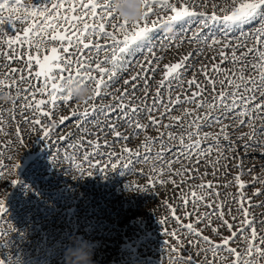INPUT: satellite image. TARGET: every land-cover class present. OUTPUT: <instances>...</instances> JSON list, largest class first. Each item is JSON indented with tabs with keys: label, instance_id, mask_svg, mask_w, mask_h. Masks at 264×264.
<instances>
[{
	"label": "snow or ice",
	"instance_id": "6c2138e0",
	"mask_svg": "<svg viewBox=\"0 0 264 264\" xmlns=\"http://www.w3.org/2000/svg\"><path fill=\"white\" fill-rule=\"evenodd\" d=\"M144 3L143 18L130 21L120 16L115 0H42L40 3L30 4L23 3V0H14V2L0 0V56L10 63L21 61L24 65L22 68L10 67L7 72L0 74V90L8 89V95H14L16 98L27 93L23 95L25 102L20 107L32 111L31 123L39 126L45 138L50 137L56 127L63 126L70 118L75 120L76 126L82 133L92 135L84 126L91 120L97 128L96 138L87 140L85 135H81L73 141L71 132L58 137L62 142L71 141L67 143L64 157L72 162L81 174L87 171L83 167L85 163L90 168L99 169L106 174L107 169L99 167L100 160H95L93 163L96 156H107L109 161L115 160L111 163L112 169H117L118 165L121 168H130L134 161L146 163L154 159L161 161L163 166L152 167L151 171L156 179L149 178L147 185L154 187L157 181L160 184L171 182L175 185L173 175H183L184 171L190 169L172 168V164L179 159V153L176 160L164 159L168 151L164 141L165 135L168 140L178 141L179 148L184 150L188 160L192 159L193 154L203 157L213 150L217 152L219 159L222 155V141L226 142L229 148L234 145V141L229 139V128L242 127L246 123L251 124L257 118L264 119V0H227V6H225V0L220 3L216 0L211 2L201 0L200 4H197V0H144ZM209 8L211 11L208 10ZM17 21L26 26L22 30H17L14 35L4 32L5 22H10L15 29ZM254 22L255 26H253ZM161 32L164 39L168 41L169 50L173 45L180 47L185 41L198 45L197 51L202 54L205 48L215 49L219 46L220 57L230 59L233 64H239V69L233 71L224 69L216 63L211 64L212 70L218 75L228 73L217 82L210 76L207 67L202 64L201 72L214 93L211 96H205L207 89L201 86L196 76L181 82V75L193 52L189 51L176 61L163 64L161 79L156 82L153 103L151 106L145 103L144 109L148 112L147 120L150 124L164 128L179 127L181 132H161L153 137L146 131L149 125L137 118L140 106L131 102L127 86L131 83V91L134 94L138 87L136 81L142 80L145 92L148 91L147 73L156 70L152 67L153 64H157L159 68L160 65L157 62L163 59L162 56H156L154 42L156 34ZM188 32H191L190 36L187 35ZM237 32L239 36H235ZM163 46L162 44L161 47ZM238 49H243L239 55ZM138 56H142L143 59L138 60ZM249 56L253 58V61L246 63V58ZM134 60L139 71L129 75L128 79H124L122 88L108 91L114 82L120 80L122 73L128 72L133 67ZM246 69H249L252 74L245 75ZM26 81L27 86L21 88L20 85ZM173 81L186 83L191 94L173 93ZM217 83L220 85L219 91H217ZM73 84L91 85L92 96L84 104L76 103L70 115H60L58 119H53L59 105L70 104L74 100L70 87ZM12 89H15L14 93ZM162 89L167 94L169 104L175 106L191 103L195 107H185L182 116H169L175 124H163V118L165 114L170 113V108L165 105L164 111L159 113V119L152 114L153 109L159 111L163 103ZM114 92L119 95H115ZM104 96H112L113 103H97ZM146 99L147 96H145ZM11 102L13 108L8 111L15 118V100ZM200 109L204 111L201 113ZM3 111L0 109V131H3ZM100 115H103L105 119L100 120L98 118ZM113 116L117 121L123 119L124 122L131 123L137 132L143 131L145 139L142 144L133 149L125 143L120 151L116 152L112 150L107 139L101 142L99 136V133L103 131L101 125L112 132L114 139L127 141L130 138L129 135H124L117 130V124L111 121ZM37 117L47 118L49 123L45 124ZM229 119L238 121V125L224 123ZM24 120L28 122L29 117L25 116ZM213 126H218L219 131H202L205 127ZM32 130L34 131L35 127ZM16 134L23 142L19 126L16 128ZM252 134V131L240 134V139L245 140L243 145L245 149L252 143L245 137ZM209 139L211 142L206 148L202 147ZM157 143L160 147L153 157L151 149ZM86 144L88 148L85 147ZM104 147L109 148V151H101ZM140 147L144 148L147 155L140 153ZM68 148L73 149V152L69 153ZM232 150L235 149L232 148ZM78 153H82V160L77 159ZM6 167L7 165L0 164V170ZM18 167L19 165H13L14 169ZM238 167L242 168L243 165ZM139 171L142 172V169ZM166 172L173 175L164 178ZM87 174L92 175V172L88 171ZM255 181L261 187L255 189L254 195L264 196V178L257 176ZM234 182L238 186V195L234 197L238 208L237 216H232L231 220L235 223L225 218L223 202L217 205L214 212H204L188 223H183L176 209L168 204L171 215L180 228L189 236L195 237V240L190 243H195L200 253L204 254L203 261H194L189 256L186 264H216L217 260L227 261L228 257L221 255V252H227L234 257L230 264H260L257 258H264V236L258 233L256 220L249 211L252 206V197L244 191L247 186L246 181L241 178V174H237ZM12 183L15 184L17 181L13 180ZM127 186L133 185L127 184ZM136 187L144 186L136 185ZM194 187L211 189L212 181L202 182ZM218 194V192L212 193L206 190L203 195H200L193 189L191 191L193 211H198L196 205L202 202L206 207L211 208L212 201H206L205 198ZM181 199L186 208L189 203L188 197L182 193ZM6 213V202L0 199V220ZM213 214L216 215L220 224L213 223ZM182 215L190 217L192 213L185 210ZM241 215L243 219H239ZM164 222L166 223V219ZM197 224H203L204 228H211L212 233L220 236V239L216 240L204 235L203 229L196 227ZM221 228H226L231 234L223 235ZM2 234L3 231L0 230V235ZM166 234L174 237L177 242V244L169 243V249L177 253L174 259L185 260V257L180 255L181 248L177 246L184 243L178 230H166ZM237 238L246 242V247L242 251L231 246ZM209 254L212 257L211 261L208 259ZM0 264H6V262L0 259Z\"/></svg>",
	"mask_w": 264,
	"mask_h": 264
},
{
	"label": "rangeland",
	"instance_id": "374dc122",
	"mask_svg": "<svg viewBox=\"0 0 264 264\" xmlns=\"http://www.w3.org/2000/svg\"><path fill=\"white\" fill-rule=\"evenodd\" d=\"M33 2L40 3L42 0H23L25 4ZM216 2L220 3L222 0H216ZM200 3L201 0H197V4ZM208 10L211 11L210 8ZM25 26L17 21L16 28L13 29L10 22H5L3 29L4 32L14 35L17 30H22ZM253 26H255V22ZM245 30L247 31V28ZM187 35L190 36L191 32H188ZM235 36H239V33L237 32ZM154 42L156 56H162L163 59L157 62L160 65L159 68H157V64H153L152 67L156 70L147 73L149 77L148 91L145 92L142 80L136 81L138 87L134 94L131 91V83L127 87L131 102L140 106L137 118L142 123L148 124L147 133L156 137L161 132H181L179 127L164 128L150 124L147 120L148 112L144 109L145 103L149 106L153 103L156 82L161 79L163 64L174 62L189 51L193 52L194 54L183 70L181 82L196 76L201 86L207 89L204 93L205 96H211L214 93L201 72L202 64L207 67L210 76L214 77L217 82L228 73L218 75L212 70L211 64L216 63L224 69L233 71H238L239 64H233L230 59L220 57L219 46L215 49L205 48L202 54L197 51L198 45L185 41L180 47L173 45L169 50L168 41L164 39L162 32L156 34ZM162 44L163 47H161ZM242 51L243 49H238L237 54L239 55ZM228 56L230 57V51ZM137 59L142 60L143 57L138 56ZM252 61L251 56L246 58V63ZM10 67L22 68L24 65L21 61L5 64L0 59V74L7 72ZM136 71H139V68L134 60L133 67L128 72L122 73L120 80L114 82L108 91L122 88L123 80L128 79L129 75H134ZM248 74L252 73L246 69L245 75ZM27 83L26 81L25 86ZM216 87L219 91V83ZM172 90L173 93L191 94L186 83L181 84L177 81H173ZM0 91L8 92V89ZM12 91L14 93L15 89ZM114 94L119 95L115 92ZM23 95L20 98L13 95L15 118L8 111L13 108L12 102L0 101V109L4 110L3 131H0V152H2L0 164L7 165L6 168L0 170L2 172L0 174V199L5 200L7 207V213L0 220V230L3 231V234L0 235V259H3L6 264H64V250L68 247L69 237L73 234L93 242L94 258L99 260L100 264H186L189 256L194 261H203L204 254L200 253L195 243H190L195 240V237L189 236L186 231L180 228L172 217L168 204L176 209L177 215L180 216L183 223H188L204 212H214L217 205L223 202L225 218L235 223L231 217L237 216L238 204L234 199L238 195V186L234 182V177L237 174H241V178L246 181L247 186L244 191L252 197V206L249 211L256 220L258 233L264 236V223H262L264 221V196L254 195L255 189L261 187L255 178L257 176L264 178V119L257 118L251 124L246 123L242 127L229 128V139L234 141L232 148L235 150L233 151L226 142L222 141V155L219 159L217 152L213 150L203 157L193 154L192 159L188 160L184 150L179 148L178 141L168 140L165 135L164 141L168 151L164 155V159L176 160L179 153V159L172 164V168L190 170L184 171L180 176L166 172L164 178L173 175V179L176 181L175 185L171 182L160 184L157 181L152 187L147 185L149 178L156 179L151 171L152 167L163 166L161 161L154 159H150L146 163L134 161L130 168H121L118 165L117 169H112L111 163H114L115 160L109 161L107 156H96L93 163L95 160H100L99 167L106 168V174L99 169L90 168L87 163L83 165L87 171L81 174L72 162L64 157L67 143L71 141L62 142L58 137L71 132L73 141L81 135H85L87 140H91L96 138L97 128L95 125L91 120L87 125H84L92 133V135H87L82 133L76 126L75 120L70 118L63 126L56 127L50 137L45 138L39 126H34L31 123L32 111L20 107L25 102ZM145 96H147L146 100ZM162 96L164 99L159 111L153 109L152 114L159 119V113L164 111V106L170 108V113L165 114L163 118V124H175L169 119V116H182L185 107H195L191 103H181L175 106L169 104L164 89H162ZM127 99L126 97V102ZM100 102L113 103V97L104 96L97 101V103ZM75 104L73 100L70 104L59 105L53 119H58L60 115H70ZM200 111L202 113L204 110L200 109ZM25 116L29 117L28 122H25ZM37 118H40L45 124L49 123L47 118ZM98 118L105 119L103 115ZM111 121L117 124L118 131L129 135L130 138L127 141L114 139L112 132L101 125L103 129L99 133L101 142L107 139L112 150L116 152H119L125 143L133 149L142 144L145 139L143 131L137 132L131 123H126L123 119L117 121L115 116L111 117ZM185 122H187V118H185ZM224 123L238 125L239 122L229 119ZM17 126L21 130L23 142L16 134ZM202 131L216 132L219 131V127H205ZM250 131L253 134L245 139L252 143L249 148L245 149L243 147L245 140L240 139V134ZM209 142H211L210 139L205 141L202 147L206 148ZM85 147L88 148L87 144ZM159 147V143L152 147L151 155L153 157ZM67 151L72 153L73 149L68 148ZM101 151L107 152L109 148L104 147ZM139 151L142 155H147L143 147H140ZM77 159L82 160V153H78ZM241 164L243 167H238ZM13 165H19V167L14 169ZM141 169L142 172L139 171ZM88 171H91L92 175H88ZM13 180L17 183L13 184ZM207 181H212L211 189L194 187ZM127 184L133 186L128 187ZM136 185L144 187L137 188ZM193 189L200 195H203L206 190L219 194L205 198L206 201H212L211 208L206 207L202 202L196 205L198 211H193V203H191ZM182 193L189 199L186 208L181 199ZM166 201L167 203H165ZM185 210L192 215L184 217L182 214ZM239 219H243L242 215ZM212 220L214 224H220L215 214L212 215ZM196 227L202 228L204 235L211 236L216 240L220 239V236L212 233L211 228H204L203 224H197ZM172 229H177L178 234L184 239V243L177 246L181 248L180 255L185 257V260L174 259L177 253L169 249V243L177 244L174 237L166 234V230L171 231ZM220 231L225 236L231 234L226 228H221ZM231 246L242 251L246 247V242L237 238ZM221 255L227 256L228 260H217L216 264H230V261L234 259L227 252H221ZM169 257H173V259H169ZM208 259L212 260L210 254ZM257 259L260 264H264V258Z\"/></svg>",
	"mask_w": 264,
	"mask_h": 264
},
{
	"label": "clouds",
	"instance_id": "9594fccd",
	"mask_svg": "<svg viewBox=\"0 0 264 264\" xmlns=\"http://www.w3.org/2000/svg\"><path fill=\"white\" fill-rule=\"evenodd\" d=\"M117 11L120 16L130 21L141 20L145 9L144 0H115ZM227 6V0H225ZM75 103L84 104L93 94L91 85H70ZM13 96L6 91H0V101H12ZM70 243L64 250V264H100L95 259V247L88 239H81L73 234L69 237Z\"/></svg>",
	"mask_w": 264,
	"mask_h": 264
},
{
	"label": "trees",
	"instance_id": "16d2710c",
	"mask_svg": "<svg viewBox=\"0 0 264 264\" xmlns=\"http://www.w3.org/2000/svg\"><path fill=\"white\" fill-rule=\"evenodd\" d=\"M5 49H6V48H5ZM17 51H18V50H17ZM0 59H1V60L3 61V63H5V64H7V63H8V64H12V63L6 61L5 58H4L3 56H0ZM20 87H21V88L26 87V86H25V83L21 84ZM25 94H27V93H24V95H25ZM67 220H69V219H67Z\"/></svg>",
	"mask_w": 264,
	"mask_h": 264
}]
</instances>
